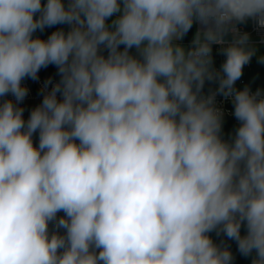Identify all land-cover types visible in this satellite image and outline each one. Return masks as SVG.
Returning a JSON list of instances; mask_svg holds the SVG:
<instances>
[{
    "label": "clouds",
    "instance_id": "1",
    "mask_svg": "<svg viewBox=\"0 0 264 264\" xmlns=\"http://www.w3.org/2000/svg\"><path fill=\"white\" fill-rule=\"evenodd\" d=\"M249 19L264 27V0H0V264H232L212 232L264 264V92L235 87ZM50 64L25 120L22 81Z\"/></svg>",
    "mask_w": 264,
    "mask_h": 264
},
{
    "label": "built area",
    "instance_id": "2",
    "mask_svg": "<svg viewBox=\"0 0 264 264\" xmlns=\"http://www.w3.org/2000/svg\"><path fill=\"white\" fill-rule=\"evenodd\" d=\"M250 23V29L246 30L243 24H237V29L243 33L247 32L249 34V44H258L262 45L264 47V27H260L258 23L253 20H248ZM201 26L198 23H195V32L200 28ZM231 37L232 35L229 34ZM233 37L231 39H226L229 43L232 41ZM225 47V45L220 44H213L212 45V57H213V66L216 70L221 69V65L225 61L226 57L222 53V48ZM50 81V82H49ZM59 80L53 77H48L44 75H37V79L33 80L31 78H25L22 81V86L26 87L28 89V95L25 97V99L18 105L19 107H22L24 109V118L27 120V118L30 115V112L39 106L44 96L51 91L52 87L56 83H58ZM214 85L210 89L204 91L205 95L210 94L211 92H214L216 88L218 87V81H213ZM246 79L240 78L236 84L235 87L238 90H242L244 87H246ZM248 87V86H247ZM252 92H255L256 88L248 87ZM262 92H264V89H259ZM58 99H60V94H57ZM6 99H12L13 102H15L14 97H12L10 94ZM215 106L222 110L223 112V120H234L235 122L239 123L234 113V105L232 101L228 98H225L223 95L217 94L215 97ZM38 132L34 134V136H37ZM54 227H50V230H53Z\"/></svg>",
    "mask_w": 264,
    "mask_h": 264
},
{
    "label": "trees",
    "instance_id": "3",
    "mask_svg": "<svg viewBox=\"0 0 264 264\" xmlns=\"http://www.w3.org/2000/svg\"><path fill=\"white\" fill-rule=\"evenodd\" d=\"M46 0H42V3H45ZM63 29L65 32L69 30L68 25H55L53 27H46L42 32L37 30V32L34 33V37H39L41 39H47L48 36L51 35L52 32ZM195 36V23L193 24L192 28L189 30V32L183 37V42L187 44L188 48L192 46V41ZM123 46H121L122 48ZM135 51L134 49L132 50ZM107 54L106 52L104 53ZM264 56V48L258 55H254L252 59L250 60L249 64H247L243 69V75L241 78L246 79V85L251 88L256 89H264V63H259V57ZM37 75H44L48 77H53L58 80H60V76L58 74V69L55 65L50 64L46 68H41ZM30 78V77H29ZM214 82L206 81L205 86L203 89V92L213 87ZM239 123L235 122L234 120H223V126H222V138L225 140H230L234 134L235 130L238 127ZM36 136H33V139ZM64 213L60 212L57 214V217L63 216ZM54 227L53 224L50 223L49 228ZM61 234H63L64 230H60ZM246 233V229L242 226L241 228V234L244 235ZM213 241L223 246H227L229 250L233 254V261L232 264H251L252 259L254 258V253L250 256H243L236 247L237 242L234 240L228 239L223 233H221L219 236L216 234V232H212L209 234Z\"/></svg>",
    "mask_w": 264,
    "mask_h": 264
},
{
    "label": "rangeland",
    "instance_id": "4",
    "mask_svg": "<svg viewBox=\"0 0 264 264\" xmlns=\"http://www.w3.org/2000/svg\"><path fill=\"white\" fill-rule=\"evenodd\" d=\"M241 24L244 25V27L246 28V30H249V29H250V23H249V21H246V22L241 23ZM196 32H197V31H196ZM196 32H195V34H196ZM231 38H232V37H231L230 35H228V36L226 37V39H231ZM250 38H251V37H250ZM179 43H181L183 46H185L186 48H188L187 44H185V43L183 42V40L179 41ZM251 46L254 47V48L256 49V55H258V54L262 51V49L264 48L262 45H258V44H251Z\"/></svg>",
    "mask_w": 264,
    "mask_h": 264
},
{
    "label": "water",
    "instance_id": "5",
    "mask_svg": "<svg viewBox=\"0 0 264 264\" xmlns=\"http://www.w3.org/2000/svg\"><path fill=\"white\" fill-rule=\"evenodd\" d=\"M38 141H39V135L37 134V136L33 139L34 146H38ZM236 247L238 248V245H236Z\"/></svg>",
    "mask_w": 264,
    "mask_h": 264
}]
</instances>
